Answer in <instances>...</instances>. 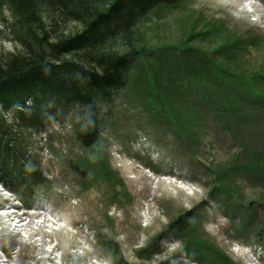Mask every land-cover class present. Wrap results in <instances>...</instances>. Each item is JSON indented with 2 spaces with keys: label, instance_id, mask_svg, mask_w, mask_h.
<instances>
[{
  "label": "rangeland",
  "instance_id": "obj_1",
  "mask_svg": "<svg viewBox=\"0 0 264 264\" xmlns=\"http://www.w3.org/2000/svg\"><path fill=\"white\" fill-rule=\"evenodd\" d=\"M78 29L71 24L67 32ZM134 32L151 50L215 55L227 45L231 64L224 62L236 78L248 76L252 88L264 78V0H180L153 10ZM6 38L0 34V55L15 51ZM98 107L100 137L92 148L75 138V110L34 136V168L44 183L35 187L26 222L11 217V208L23 206L13 194L4 198L0 186V264H218L214 249L235 264H264V178L229 171L222 185L219 176L250 151L264 153L261 119L256 131L240 130L256 126L255 113H233L229 129L216 118L207 128L189 124L194 143L159 123L165 107L150 111L131 89ZM219 191L225 193L216 197ZM249 213L257 221L237 231Z\"/></svg>",
  "mask_w": 264,
  "mask_h": 264
},
{
  "label": "trees",
  "instance_id": "obj_2",
  "mask_svg": "<svg viewBox=\"0 0 264 264\" xmlns=\"http://www.w3.org/2000/svg\"><path fill=\"white\" fill-rule=\"evenodd\" d=\"M179 1L0 0L3 33L15 49L0 55V184L22 204L31 207L35 187L44 183L34 168V136L45 134L51 121L75 110V138L84 149L92 148L100 137L98 106H111L128 89L150 111L165 107L167 119L159 123H166L184 142L196 143L189 124L207 128L216 118L217 125L229 129L235 112L255 113L250 124L256 126L240 129L243 133L256 131L258 119L264 122V78L257 77L259 85L253 88L248 76L236 78L224 62L231 64L227 45L213 55L193 48L151 50L137 42L134 31L141 21L158 7ZM71 24L79 29L67 32ZM191 86L199 87L200 96ZM192 97H199L198 102ZM200 103L210 110H201ZM229 171L264 178V153L250 151L248 158L221 171L222 185ZM252 221L256 216L249 213L236 230ZM262 227L264 238V222ZM211 256L218 264H235L215 249Z\"/></svg>",
  "mask_w": 264,
  "mask_h": 264
},
{
  "label": "bare ground",
  "instance_id": "obj_3",
  "mask_svg": "<svg viewBox=\"0 0 264 264\" xmlns=\"http://www.w3.org/2000/svg\"><path fill=\"white\" fill-rule=\"evenodd\" d=\"M10 217V216H9Z\"/></svg>",
  "mask_w": 264,
  "mask_h": 264
}]
</instances>
